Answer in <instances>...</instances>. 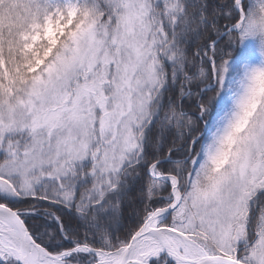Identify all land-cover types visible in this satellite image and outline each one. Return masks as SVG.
Returning <instances> with one entry per match:
<instances>
[{
    "label": "snow or ice",
    "instance_id": "snow-or-ice-1",
    "mask_svg": "<svg viewBox=\"0 0 264 264\" xmlns=\"http://www.w3.org/2000/svg\"><path fill=\"white\" fill-rule=\"evenodd\" d=\"M0 264H264V0H0Z\"/></svg>",
    "mask_w": 264,
    "mask_h": 264
}]
</instances>
